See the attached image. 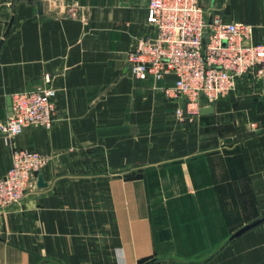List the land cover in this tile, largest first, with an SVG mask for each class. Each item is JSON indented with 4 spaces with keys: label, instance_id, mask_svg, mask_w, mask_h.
Wrapping results in <instances>:
<instances>
[{
    "label": "crops",
    "instance_id": "crops-1",
    "mask_svg": "<svg viewBox=\"0 0 264 264\" xmlns=\"http://www.w3.org/2000/svg\"><path fill=\"white\" fill-rule=\"evenodd\" d=\"M199 2L209 16L264 25V0ZM148 4L0 0V39L13 18L0 125L15 94L56 90L50 129L0 131V179L14 148L51 157L46 186L0 209V264H264V223L233 238L264 219V81L247 76L181 121L163 93L173 75L135 79L127 68L151 33Z\"/></svg>",
    "mask_w": 264,
    "mask_h": 264
},
{
    "label": "built area",
    "instance_id": "built-area-1",
    "mask_svg": "<svg viewBox=\"0 0 264 264\" xmlns=\"http://www.w3.org/2000/svg\"><path fill=\"white\" fill-rule=\"evenodd\" d=\"M147 12L151 33L128 51L127 68L135 79L158 82L173 75V85L163 93L177 103L175 114L181 121L196 122L205 103L233 93L245 77L264 79V25L209 16L199 0H149ZM70 14L77 15L73 10ZM55 96L52 87L15 94L1 133L15 139L30 127L50 129ZM50 161L47 154L14 148L11 167L0 179V209L33 191Z\"/></svg>",
    "mask_w": 264,
    "mask_h": 264
},
{
    "label": "water",
    "instance_id": "water-1",
    "mask_svg": "<svg viewBox=\"0 0 264 264\" xmlns=\"http://www.w3.org/2000/svg\"><path fill=\"white\" fill-rule=\"evenodd\" d=\"M28 1L32 2V0H28ZM14 10H15V9H14V7H13V11H14ZM228 11H229V8L227 9V12H228ZM12 22H13V18L11 19V21H10L9 23H7V26H8V27H7V31H6V33H5V35H4V38L1 39V41H0V46L3 44L4 39L8 36V34H9V32H10V28H11V26H12ZM8 104H9V106H10V116H11V114H12V98L8 99ZM206 111H209V110H207V109H203V110L201 111V113H204V112H206ZM38 186H40V187H44V186H46V184H45L44 181H43V176H42V175H39V176H38ZM262 223H264V219L257 220V221H255V222H253V223H251V224H249V225L243 227V228L240 229L237 233H235V235H233V238H236V237L241 236V235L244 234L245 232H247V231H249V230H251V229L257 227L258 225H260V224H262ZM155 262H156V261L149 262V263H146V264H154Z\"/></svg>",
    "mask_w": 264,
    "mask_h": 264
},
{
    "label": "rangeland",
    "instance_id": "rangeland-1",
    "mask_svg": "<svg viewBox=\"0 0 264 264\" xmlns=\"http://www.w3.org/2000/svg\"><path fill=\"white\" fill-rule=\"evenodd\" d=\"M257 80L258 83H262L264 81V79L259 80L258 78H255Z\"/></svg>",
    "mask_w": 264,
    "mask_h": 264
},
{
    "label": "trees",
    "instance_id": "trees-1",
    "mask_svg": "<svg viewBox=\"0 0 264 264\" xmlns=\"http://www.w3.org/2000/svg\"><path fill=\"white\" fill-rule=\"evenodd\" d=\"M151 262V261H150ZM146 263H149V262H146ZM146 263H143V264H146Z\"/></svg>",
    "mask_w": 264,
    "mask_h": 264
}]
</instances>
